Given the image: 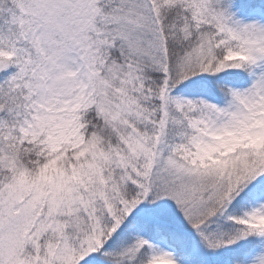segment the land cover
<instances>
[{"label":"snow or ice","instance_id":"obj_1","mask_svg":"<svg viewBox=\"0 0 264 264\" xmlns=\"http://www.w3.org/2000/svg\"><path fill=\"white\" fill-rule=\"evenodd\" d=\"M0 264H264V0H0Z\"/></svg>","mask_w":264,"mask_h":264}]
</instances>
